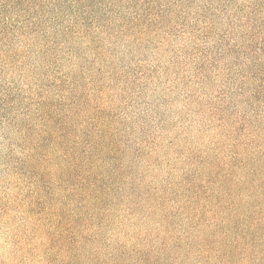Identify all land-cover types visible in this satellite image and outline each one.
Here are the masks:
<instances>
[{
	"label": "rangeland",
	"instance_id": "obj_1",
	"mask_svg": "<svg viewBox=\"0 0 264 264\" xmlns=\"http://www.w3.org/2000/svg\"><path fill=\"white\" fill-rule=\"evenodd\" d=\"M0 264H264V0H0Z\"/></svg>",
	"mask_w": 264,
	"mask_h": 264
}]
</instances>
